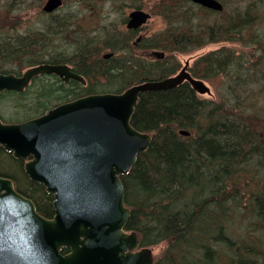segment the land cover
I'll use <instances>...</instances> for the list:
<instances>
[{
    "label": "trees",
    "instance_id": "obj_1",
    "mask_svg": "<svg viewBox=\"0 0 264 264\" xmlns=\"http://www.w3.org/2000/svg\"><path fill=\"white\" fill-rule=\"evenodd\" d=\"M104 1L76 0L80 14L60 16L44 13L43 0H0L1 73L19 76L38 64H68L87 81L84 87L56 77L41 83L31 98L29 89L0 98L12 100L33 118L51 109L49 94L58 93L55 99L62 101L120 93L175 75L180 63L166 53L187 54L218 43L241 45L242 51L221 47L199 56L188 68L196 79L223 76L215 98L201 97L187 81L139 95L131 124L152 140L129 173L120 176L130 209L125 229L138 234L142 247L165 244L154 264H264V0H220L223 11L189 0H158L151 14L166 26L136 47L130 37L137 30L121 35L107 19H98ZM110 1L119 7L125 0ZM146 1L134 0L129 7L142 9ZM24 5L39 16L28 27L17 14ZM87 18L99 28L85 30ZM135 48L163 50L166 56L146 65L130 57ZM105 50L113 55L104 58ZM0 176L12 179L42 216H54V197L30 179L22 159L4 148ZM238 222L247 230L243 235L236 234ZM252 229L260 235L253 237Z\"/></svg>",
    "mask_w": 264,
    "mask_h": 264
},
{
    "label": "water",
    "instance_id": "obj_2",
    "mask_svg": "<svg viewBox=\"0 0 264 264\" xmlns=\"http://www.w3.org/2000/svg\"><path fill=\"white\" fill-rule=\"evenodd\" d=\"M190 1L223 10L218 0ZM63 5L64 0H46L43 11L51 14ZM151 17L148 11L132 10L126 28H140ZM153 55L163 58L165 53ZM189 64L174 76L139 83L122 93L92 94L24 122L0 119V148L25 161L30 179L54 196L55 209L52 218L42 216L12 179L0 176V264H154L153 250L140 248L138 234L125 231L130 209L120 176L129 173L152 140L150 133L131 124L141 93L168 90L187 81L197 94L212 95L204 81L188 72ZM41 75L86 82L66 64L43 63L21 76L0 72V95L22 93ZM180 133L190 135L186 130ZM64 248L70 249L66 255Z\"/></svg>",
    "mask_w": 264,
    "mask_h": 264
},
{
    "label": "rangeland",
    "instance_id": "obj_3",
    "mask_svg": "<svg viewBox=\"0 0 264 264\" xmlns=\"http://www.w3.org/2000/svg\"><path fill=\"white\" fill-rule=\"evenodd\" d=\"M45 1L46 0H43L42 4H44ZM64 1H65L64 7L62 9L58 10L55 13V15L61 16V15H64L66 13H69V12L70 13L73 12L74 14L77 12L78 14H80V9L78 8L76 0H64ZM156 1H158V0L146 1L145 5L143 6L142 9L148 10L151 12V8L154 7V5H155L154 3ZM133 2H134V0H125L123 3H121V5H119V7H117V6L113 7L112 2L110 0L109 1L106 0L103 2V7H102V10L99 12L98 19L104 20V21L107 19L108 22H110L113 26H115V28L118 32L121 31V33H122L121 35H125L124 33H125V31H127V29H126V26H125V23L123 20H124V18H127L128 13L130 11H132L133 9H136L134 7H129L130 4H132ZM17 14H20L21 19H22V26L25 25V27L30 26L31 24L35 23L39 19L38 13L33 9H30V8L26 9L25 5L21 6V8L17 11ZM104 21H102V23ZM93 22H94L93 19L87 18L83 22L84 29L89 31V32H91L92 30L98 29L99 27H92ZM165 26H166V24L161 17L152 15V19L145 25V27L142 28L141 33L144 35V38H146V40H147L154 33L164 29ZM139 35H141V34H139ZM125 38L129 40V37L125 36ZM137 38H138V34H135V35L130 37L131 45H133V43L136 42ZM221 47L234 48L237 51L244 50V48L239 44L218 43V44L206 45L202 49L195 50V51L187 53V54H180V53L168 54V53H166L167 54L166 57H171V60L176 64L180 63V68L178 70V72H179L185 66L186 62L190 61V65H189V68H190L191 66L194 65L195 61L198 59L199 56H202V55H205L209 52L218 50ZM108 51H110V50H105L106 53H109ZM153 51L154 50H152V49H146L145 50V49H141V48H135V49H133L132 55L130 57H132L135 60L137 59L146 65L147 64H153V63H155V58L151 55V53ZM56 77L57 76H41V77H38L35 81H33L32 85L28 88L30 90V93L27 95V98H28V96H30V98H31V96H33V94L35 95V92L40 90L39 87L41 86V83H45V84L49 83L50 84L52 81H55L58 78V77L57 78ZM222 78H223V76H220L219 78H217L213 81H212V79L204 80L205 83L211 88L213 94H212V96L203 95L201 97H203V98H215L216 89L220 85ZM104 90H106V89H104ZM104 90H102V91H104ZM56 94H58V93H53V94H49L48 96H46V97H49L48 100L52 102L51 108L55 107L56 105H58L60 103L72 100L71 98H69L66 100L57 101L55 99L57 97ZM30 116H31L30 112L21 111V110L15 108L12 100L9 101L8 98H6V97L0 98V117L2 118V120L4 122H10V123L23 122V121L29 119ZM260 178H264V177L262 176ZM260 178H258V180ZM241 190L242 189H240V192H241ZM245 199H246V197L243 199V201ZM243 205H245L244 209H248V204L246 201H244ZM246 231L247 230L243 226V224L241 222H238V224L236 225V232H237L236 234L237 235H243L246 233ZM251 232L253 233V237H257L261 233L260 230H257V229H252ZM164 247H165V244H162V245H159L156 247H152L155 257L159 256V254L164 249Z\"/></svg>",
    "mask_w": 264,
    "mask_h": 264
},
{
    "label": "flooded vegetation",
    "instance_id": "obj_4",
    "mask_svg": "<svg viewBox=\"0 0 264 264\" xmlns=\"http://www.w3.org/2000/svg\"><path fill=\"white\" fill-rule=\"evenodd\" d=\"M126 24V23H125ZM130 31H133V30H130ZM134 33L133 34H138V36H141V41L143 40V38H144V35L141 33L142 32V28H139V30H137V31H133ZM139 34H141V35H139ZM140 41V42H141ZM140 42H138L137 43V45L138 44H140ZM62 82V81H61ZM64 83V82H63ZM66 83H68V82H66ZM84 86H86L87 85V82L85 83V84H83ZM84 96H86V95H84Z\"/></svg>",
    "mask_w": 264,
    "mask_h": 264
},
{
    "label": "bare ground",
    "instance_id": "obj_5",
    "mask_svg": "<svg viewBox=\"0 0 264 264\" xmlns=\"http://www.w3.org/2000/svg\"><path fill=\"white\" fill-rule=\"evenodd\" d=\"M219 2H221L220 0H218ZM222 3V2H221ZM222 5H223V3H222ZM206 8V7H205ZM223 10H224V5H223ZM222 10V11H223ZM132 30H139V28H137V29H132ZM161 52H164L163 50H160ZM166 53V52H165ZM201 80V79H200ZM150 81H156V80H150ZM202 81H204V80H202ZM205 82V81H204Z\"/></svg>",
    "mask_w": 264,
    "mask_h": 264
}]
</instances>
